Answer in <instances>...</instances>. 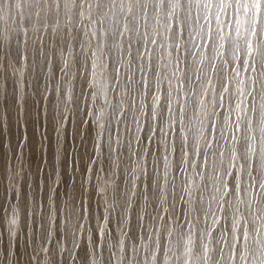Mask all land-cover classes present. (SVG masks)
Returning <instances> with one entry per match:
<instances>
[{
	"label": "clouds",
	"instance_id": "obj_1",
	"mask_svg": "<svg viewBox=\"0 0 264 264\" xmlns=\"http://www.w3.org/2000/svg\"><path fill=\"white\" fill-rule=\"evenodd\" d=\"M0 264H264V0H0Z\"/></svg>",
	"mask_w": 264,
	"mask_h": 264
}]
</instances>
